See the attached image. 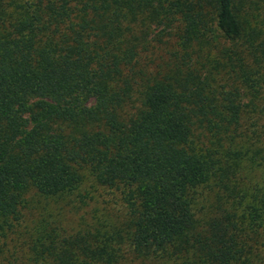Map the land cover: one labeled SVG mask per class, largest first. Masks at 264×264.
Returning a JSON list of instances; mask_svg holds the SVG:
<instances>
[{"label":"trees","instance_id":"obj_1","mask_svg":"<svg viewBox=\"0 0 264 264\" xmlns=\"http://www.w3.org/2000/svg\"><path fill=\"white\" fill-rule=\"evenodd\" d=\"M130 253L264 264V0H0V264Z\"/></svg>","mask_w":264,"mask_h":264},{"label":"rangeland","instance_id":"obj_2","mask_svg":"<svg viewBox=\"0 0 264 264\" xmlns=\"http://www.w3.org/2000/svg\"><path fill=\"white\" fill-rule=\"evenodd\" d=\"M108 190L102 189L101 187H98L94 184H92L89 181L84 182V184L80 187V191L75 192V196H81L86 195V205H80V211H77L75 213L74 211H71L66 206V201H62L59 206H62L61 209H53V217L58 220L63 226L70 229H76L80 223V220L83 219L84 221H87L89 223L95 224L96 222L92 220L94 217V213L96 212V215L100 218L101 216L106 215V213L110 212V219L113 221L110 223L112 227H116L119 225V223L122 221V211L123 208L119 201L113 199L115 198L111 194L107 192ZM73 199V197H71ZM117 201V202H114ZM44 203H42L43 206ZM72 205L77 206L78 200H73L71 202ZM198 206H196L197 208ZM39 213V212H37ZM30 214L28 211L23 212V215L25 217L22 218L23 225L27 229H33L37 226L38 222V215ZM97 225V224H95ZM114 227V228H115ZM123 264H175L171 260H168L166 257H163V259L155 258L153 256L147 257V258H135L131 253L127 254L125 257Z\"/></svg>","mask_w":264,"mask_h":264}]
</instances>
